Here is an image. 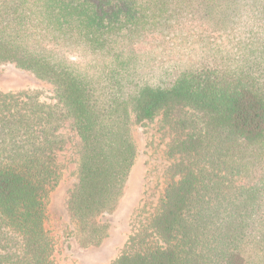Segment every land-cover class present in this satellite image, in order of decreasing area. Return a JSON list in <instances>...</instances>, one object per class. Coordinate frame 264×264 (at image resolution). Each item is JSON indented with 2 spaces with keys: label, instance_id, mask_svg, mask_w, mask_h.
<instances>
[{
  "label": "trees",
  "instance_id": "1",
  "mask_svg": "<svg viewBox=\"0 0 264 264\" xmlns=\"http://www.w3.org/2000/svg\"><path fill=\"white\" fill-rule=\"evenodd\" d=\"M149 35L194 42L199 59L142 75L133 46ZM4 65L50 83L80 139L66 207L80 247L110 236L99 218L121 206L140 128L158 119L164 194L110 264H264V0H0ZM15 116L0 120L13 135L0 142V264H59L46 227L59 142L41 109Z\"/></svg>",
  "mask_w": 264,
  "mask_h": 264
},
{
  "label": "rangeland",
  "instance_id": "2",
  "mask_svg": "<svg viewBox=\"0 0 264 264\" xmlns=\"http://www.w3.org/2000/svg\"><path fill=\"white\" fill-rule=\"evenodd\" d=\"M179 43L177 39L174 43L169 42L161 35H149L139 40L133 47L140 54L141 74L150 77L156 69L170 63H191L199 59L197 44ZM72 60L85 63L87 58L80 55L73 56ZM33 107L41 109L45 126L59 142L55 153L58 178L46 199V227L54 240V259L59 264H110L126 249L130 236L151 216L164 194L166 171L171 163L166 153L168 134L158 119L140 128L141 153L130 175L123 202L116 212L99 218L110 224V236L99 247L85 249L77 242L74 224L66 210L75 182L80 139L50 83L14 65L0 66V120H18L15 115L31 113ZM8 133L0 123V142L13 136ZM260 175L261 170L255 168L248 176L233 179L227 190L235 194Z\"/></svg>",
  "mask_w": 264,
  "mask_h": 264
}]
</instances>
